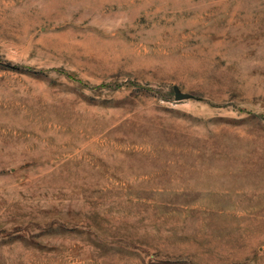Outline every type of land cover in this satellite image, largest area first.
Returning a JSON list of instances; mask_svg holds the SVG:
<instances>
[{
    "label": "rangeland",
    "instance_id": "rangeland-1",
    "mask_svg": "<svg viewBox=\"0 0 264 264\" xmlns=\"http://www.w3.org/2000/svg\"><path fill=\"white\" fill-rule=\"evenodd\" d=\"M0 264H264V0H0Z\"/></svg>",
    "mask_w": 264,
    "mask_h": 264
},
{
    "label": "water",
    "instance_id": "water-1",
    "mask_svg": "<svg viewBox=\"0 0 264 264\" xmlns=\"http://www.w3.org/2000/svg\"><path fill=\"white\" fill-rule=\"evenodd\" d=\"M189 96H190V95L187 94V93H183V92L179 91L178 89L176 90L175 98H176L177 100H181V99L186 98V97H189Z\"/></svg>",
    "mask_w": 264,
    "mask_h": 264
}]
</instances>
